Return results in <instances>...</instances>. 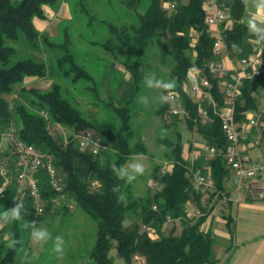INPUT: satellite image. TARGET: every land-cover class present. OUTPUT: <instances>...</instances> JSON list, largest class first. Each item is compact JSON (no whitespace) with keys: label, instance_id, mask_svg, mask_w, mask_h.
<instances>
[{"label":"trees","instance_id":"1","mask_svg":"<svg viewBox=\"0 0 264 264\" xmlns=\"http://www.w3.org/2000/svg\"><path fill=\"white\" fill-rule=\"evenodd\" d=\"M59 1L0 0V131L13 127L21 140L53 157L65 190L76 200V208L63 206L55 212L48 210L39 215L28 202L22 211L23 220L12 224V239L21 241L15 249L8 248L2 241L0 230V264L18 262L19 251L24 246L20 231L22 221L38 224L76 210L96 224L95 241L89 252L94 264H115L116 257L122 258L125 264H217L220 259L216 236L202 230V224L214 211L217 200L225 197L228 209L223 211V217L229 232L233 234L235 230L233 201L226 186L233 174L224 156L228 142L217 116L211 113L212 120L201 124L199 114L208 104L193 100L183 90L187 70L195 65L213 82L215 95L219 103H223L218 80L207 70L208 63L221 56L213 52L215 38L206 23L205 0H120L123 9L132 13L135 21L124 25L101 21L108 24L112 37L100 44L88 41V49L101 47L110 56V66L115 68L120 64L131 74L129 95L119 99L118 105L112 96L104 102L112 111V117L107 120H90L69 93L67 81L71 85L84 81L86 90L96 99H102L97 78L72 50L71 36L65 33L64 41L54 44L36 27V19L47 17L45 7ZM218 4L229 12L230 25L224 30V39L230 55L238 59L251 54L256 46L264 50L252 42L253 37L243 23L250 7L246 8L242 0H218ZM79 6L80 13L89 12L83 0H79ZM78 18L81 21L82 16ZM157 38L162 52L171 61L170 79H175V90L181 93L190 117L170 118L171 104L160 103L157 114L175 134L174 141L166 142L171 147L166 153L170 164L156 162L150 174L151 186L145 195L137 196L134 185L117 179L111 165L124 166L132 156L147 154L143 140L134 138L132 111L143 81L144 53ZM21 40L30 52L37 51L41 42L64 53L56 59L54 68L44 59L28 52L23 54L20 49L24 47L18 45ZM233 44L238 47L233 48ZM59 73L63 80L56 79ZM49 77L54 78L49 87L39 85V81ZM263 89L264 75L246 82L237 101L239 120L246 119L248 113L264 116V96L263 102L260 99ZM179 123H184L196 137L187 146L183 144ZM56 126L66 127L70 133L64 135ZM84 132L101 139L104 148L98 154L80 148L77 136ZM200 139L222 151L213 160L198 163L207 167L206 172L211 171L215 191L195 189L192 167L185 159V154L197 147ZM260 139L263 143L264 131ZM115 185H119L118 192L112 191ZM40 187L46 198L56 194L45 176L40 180ZM14 195L15 188L11 186L0 197V213L15 205ZM244 198L262 199L248 191ZM192 203H206L204 214L190 219L185 206ZM130 213L135 214L136 219L131 220ZM169 216L181 218L180 223L167 222ZM146 225L152 226L153 232H149ZM140 259L144 262L140 263Z\"/></svg>","mask_w":264,"mask_h":264},{"label":"rangeland","instance_id":"2","mask_svg":"<svg viewBox=\"0 0 264 264\" xmlns=\"http://www.w3.org/2000/svg\"><path fill=\"white\" fill-rule=\"evenodd\" d=\"M85 7L89 10L85 13H80L79 0H60L53 6H48V23L38 22L40 31L47 36L52 43H61L64 41L65 33L69 34L74 40L72 50L78 56L79 60L86 65L97 78L101 98L100 100L86 90V83L84 81L71 85L68 84L69 93L78 102L82 111L90 120L99 119L107 120L112 117V111L104 105L105 101H109L112 96L115 99V104L118 105V100L129 95L131 89V74L126 68L120 64H116L115 68L110 66L108 53L103 51L101 47H90L88 49V41H97L99 44L104 43L112 34L109 32L107 23H101L103 19L107 22L117 23L118 25L128 24L135 21L132 13H127L120 4V0H83ZM254 9L249 8L247 14L253 12ZM94 19L91 20L89 17ZM82 16L81 21L78 17ZM247 16H245L246 18ZM115 19V20H114ZM245 20V19H244ZM22 47L20 51L24 54L27 52L31 56H37L56 68L55 61L61 57L64 50L57 47H51L40 42V48L37 51L30 52L24 41H19ZM28 50H26V49ZM143 81L141 82V89L139 97L143 95L147 99V103H137L136 98L133 103L132 111V130L135 134V140H143L147 146V154H137L132 156L127 163L132 160H139L145 165V173L138 176L132 184L135 187L137 196H142L147 193L151 186V170L156 162L161 164H170L167 160L168 153L171 147L166 143L175 140V134L172 129L165 127L161 117L157 114V109L160 105L159 97L164 94L159 89H148L144 85V78L146 75H155L158 79L169 80L172 69L171 61L165 56L161 50L160 40L157 38L152 46L146 50L143 57ZM63 77L57 75V80H63ZM54 78H47L39 81V85L47 88ZM264 89L260 94V99L263 102ZM114 103V101H113ZM179 131L182 134L184 146H187L192 139L196 138L190 132L184 123H179ZM58 128V126H56ZM60 132L64 135L70 133L66 127H59ZM0 132H7L0 131ZM61 133V134H62ZM167 153V154H166ZM248 154L253 161H259L260 166L264 165V142L259 146L248 149ZM126 163V164H127ZM261 184H264V169L258 173ZM233 180L227 185L230 199L237 200L239 191L234 187ZM216 201V199H215ZM227 199L225 197L218 199L215 204V213L221 215L226 211ZM131 220L136 219V215L129 214ZM26 221H22L20 225L21 236L24 246L18 254V262L16 264H94L89 257L96 233V224L85 214L79 210L72 212L69 215H58L54 219H49L36 224L38 227L47 229L52 237L60 235L64 238L66 245L62 253H55L53 251V241L49 240L43 244L33 243L31 241L30 232L23 227ZM13 223L5 224L0 228L2 232V241L7 245V241L12 239L11 232H13ZM234 243V242H233ZM218 254L224 252V248L217 243ZM115 264H125L124 260L116 257Z\"/></svg>","mask_w":264,"mask_h":264},{"label":"built area","instance_id":"3","mask_svg":"<svg viewBox=\"0 0 264 264\" xmlns=\"http://www.w3.org/2000/svg\"><path fill=\"white\" fill-rule=\"evenodd\" d=\"M206 23L209 33L215 38L213 52L221 56L212 60L207 65V70L216 78L219 92L222 94L223 103H219L215 95V85L208 76L203 75L199 69V88L194 90L186 81L183 84L184 92L193 100L207 103L208 107L201 110L199 119L201 124H207L212 120V114L221 120V127L228 142L225 151L227 166L232 170L235 177V188L242 193L248 191L259 198L264 197V184L257 181L256 177L264 165L259 161H253L246 154V147L260 145L261 134L264 131V116L248 113L246 119L239 120L237 117V101L242 94V89L248 80H253L264 75V50L255 47L248 56L234 59L227 48L224 39V30L229 27L228 9L218 4V0H205ZM174 6H172L173 8ZM194 38L198 39V33ZM232 63L227 64L226 60ZM175 98L170 101L169 116L189 118L190 114L181 99V93L175 90ZM212 113V114H211ZM257 130L255 135L254 131ZM82 150H91L98 154L104 145L100 138L91 132H84L77 136ZM191 151L185 154V159L192 167L195 189L201 192L215 191V184L210 170L205 171L206 166H200V162L213 160L222 151L216 146L208 145L204 139H200ZM36 165H43V172H36ZM0 176L2 184L0 197L11 186L15 188L14 202L19 201L26 205L28 202L33 206L36 214L43 215L48 210L55 212L63 206L73 210L76 208V200L66 190L62 178L55 166L51 155L39 151L34 145L21 140L15 128L11 127L7 132H0ZM42 176L47 178L50 188L56 193L53 197L46 198L40 187ZM157 185V184H156ZM241 196H239V199ZM206 203L202 205L187 204L185 212L190 219L204 214ZM157 208L156 206L154 207ZM181 218L173 219L170 216L167 222L180 223ZM149 232H153L152 226L146 225ZM140 263L144 260L140 259Z\"/></svg>","mask_w":264,"mask_h":264},{"label":"clouds","instance_id":"4","mask_svg":"<svg viewBox=\"0 0 264 264\" xmlns=\"http://www.w3.org/2000/svg\"><path fill=\"white\" fill-rule=\"evenodd\" d=\"M242 3L246 8L254 9L250 12L246 19L243 21L248 34L253 37V43L258 46L264 47V0H242ZM233 48H237L238 45L233 44ZM199 69L193 65L187 70L186 80L191 84L194 90H198ZM144 85L148 89H159L164 94L159 97L161 103H169L175 98L176 81L175 79L163 80L156 78L155 75H146L144 78ZM137 103H147L145 96L140 95L136 98ZM111 170L117 179L124 180L131 184L137 179L138 176L144 175L146 169L145 165L139 160H132L124 166H117L115 163L111 165ZM3 189H0L2 192ZM113 192L119 191V185H115L112 188ZM122 199V197L120 198ZM24 205L22 202L15 203L11 208L4 210L0 213V228L4 227L5 224H10L23 220L22 211ZM23 227L28 229L30 232L31 241L37 244H43L49 240L53 241V251L55 253H62L66 242L60 235L52 237L51 233L42 227H38L35 221L24 222ZM21 243L17 239H9L7 241V247L15 249L16 246Z\"/></svg>","mask_w":264,"mask_h":264},{"label":"crops","instance_id":"5","mask_svg":"<svg viewBox=\"0 0 264 264\" xmlns=\"http://www.w3.org/2000/svg\"><path fill=\"white\" fill-rule=\"evenodd\" d=\"M47 7H45L46 16L50 9ZM47 17L50 19L49 16ZM47 17L45 20H35L38 29H40L38 22H49ZM226 62L230 65L232 60L227 59ZM251 148L253 147H246V154ZM231 180H233L234 188L235 177L233 174L226 181V186ZM257 181L259 180L257 179ZM239 196H241L240 199ZM236 199L232 204V213L235 219L233 234L226 226L223 213L218 215L215 210L205 219L202 230L213 232L217 243L219 242L224 248V252L218 255L220 261L217 264H264V199L248 200L242 198V193Z\"/></svg>","mask_w":264,"mask_h":264},{"label":"bare ground","instance_id":"6","mask_svg":"<svg viewBox=\"0 0 264 264\" xmlns=\"http://www.w3.org/2000/svg\"><path fill=\"white\" fill-rule=\"evenodd\" d=\"M36 172H43V165H36Z\"/></svg>","mask_w":264,"mask_h":264}]
</instances>
